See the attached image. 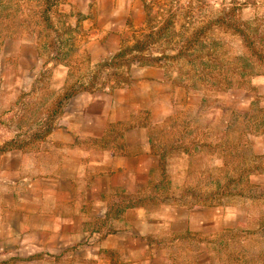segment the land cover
<instances>
[{
    "label": "crops",
    "instance_id": "obj_1",
    "mask_svg": "<svg viewBox=\"0 0 264 264\" xmlns=\"http://www.w3.org/2000/svg\"><path fill=\"white\" fill-rule=\"evenodd\" d=\"M72 1L63 5L87 15L96 61L112 57L129 21L145 15L137 0ZM0 52V99H15L35 78L39 52L12 38ZM61 67L51 102L68 84ZM124 74L118 85L69 94L44 133L24 137L28 145L0 147V264H236L219 256L234 253L238 224L251 213L264 224L258 197L232 208L171 197L176 186L163 176L182 169L161 168L152 136L175 110L173 81L162 64H131ZM254 174L264 194V171Z\"/></svg>",
    "mask_w": 264,
    "mask_h": 264
},
{
    "label": "rangeland",
    "instance_id": "obj_2",
    "mask_svg": "<svg viewBox=\"0 0 264 264\" xmlns=\"http://www.w3.org/2000/svg\"><path fill=\"white\" fill-rule=\"evenodd\" d=\"M137 2L143 4L145 15L129 21L122 44L162 29L150 38L146 52L162 58L160 64L174 85L175 110L152 136L154 150L163 156L161 168L182 169L179 176H163L164 182L176 186L170 190L171 197L187 205L227 208L258 197L255 213L263 216L264 194L255 187L262 176L254 174L256 170L248 171L252 166L259 167L257 172L264 171V138L257 139L264 134V97L256 88L263 86L258 82L259 76H264L260 61L264 56V0ZM103 6L109 7L107 2ZM70 10L71 14L63 0H0V51L3 40L12 38L34 42L39 52L33 81L23 83L15 99H0V147L28 145L24 137L44 133L45 125L69 94L118 85L125 78L128 65L113 66L112 57L98 61L91 57L96 48L91 45L93 33L87 15ZM189 40L191 47L181 52ZM213 59L223 65L221 74L243 78L241 84L229 89L206 88L198 76L203 72L201 64ZM61 65L67 66L68 84L51 102V94L57 92L61 81L58 74L66 70ZM250 94L254 95L248 103ZM254 120L263 125L261 130L254 127L258 132L246 127ZM14 133L21 135L20 141L6 139ZM242 216L240 210V220ZM250 217L251 221L238 224L234 253L219 259L264 264V224L254 223L252 213Z\"/></svg>",
    "mask_w": 264,
    "mask_h": 264
},
{
    "label": "trees",
    "instance_id": "obj_3",
    "mask_svg": "<svg viewBox=\"0 0 264 264\" xmlns=\"http://www.w3.org/2000/svg\"><path fill=\"white\" fill-rule=\"evenodd\" d=\"M162 29L151 30L143 34L141 37L135 39L132 43L122 44L119 50L112 56L110 64L113 66L120 65H131V64H160L162 61L161 57H152L146 51L151 45L150 38L154 37L156 34H160ZM188 45H182V51L188 50L191 46V40L188 41ZM165 59V57H164ZM215 64H213L214 62ZM261 63L264 64V56H261ZM201 71L199 72L198 80L206 87V88H214V89H226V88H234L241 84L243 78H228L225 74H221L219 69L223 66L220 62L215 61L214 59L210 61V63H202ZM67 96V95H66ZM252 118L251 120H253ZM249 121V120H248ZM246 127L249 129L259 128L257 130H261L263 127L262 123H259V120H254L248 122ZM254 129V130H255ZM255 130V131H257ZM258 132V131H257ZM259 135L261 133H258ZM263 134V133H262ZM256 135V134H255ZM247 142V140H246ZM158 153V152H157ZM160 159L163 158L162 154L158 153ZM161 163H163V159H161ZM258 166H252V170L248 171L251 173L253 171H257ZM187 192H190L187 191Z\"/></svg>",
    "mask_w": 264,
    "mask_h": 264
}]
</instances>
